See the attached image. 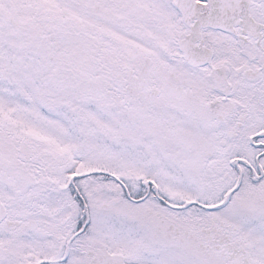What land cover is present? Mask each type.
<instances>
[{
  "label": "snow or ice",
  "instance_id": "obj_1",
  "mask_svg": "<svg viewBox=\"0 0 264 264\" xmlns=\"http://www.w3.org/2000/svg\"><path fill=\"white\" fill-rule=\"evenodd\" d=\"M0 264H264V0H0Z\"/></svg>",
  "mask_w": 264,
  "mask_h": 264
}]
</instances>
